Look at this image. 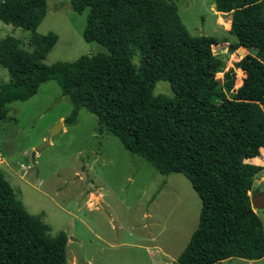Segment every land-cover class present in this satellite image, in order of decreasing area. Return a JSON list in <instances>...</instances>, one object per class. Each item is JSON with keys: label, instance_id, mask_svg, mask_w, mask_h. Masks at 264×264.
Returning a JSON list of instances; mask_svg holds the SVG:
<instances>
[{"label": "trees", "instance_id": "16d2710c", "mask_svg": "<svg viewBox=\"0 0 264 264\" xmlns=\"http://www.w3.org/2000/svg\"><path fill=\"white\" fill-rule=\"evenodd\" d=\"M69 4L77 13L88 8L82 36L106 52L46 64L57 39L53 32H35L46 1H0V20L32 32L31 51L12 35L0 38V65L10 76L0 83V120L8 103L27 100L41 83L55 80L73 105L66 124L85 108L100 129L159 173L189 179L201 208L178 264L263 258V223L250 203L263 169L253 161L264 149L263 61L246 53L224 71L226 59L213 52L208 38L163 37L134 17L137 0ZM214 8L231 13L235 48L264 56V0H214ZM237 69L245 75L235 86ZM158 80L170 83L171 96L152 94ZM67 240L66 232L52 235L40 215L26 210L0 168V264H68Z\"/></svg>", "mask_w": 264, "mask_h": 264}, {"label": "rangeland", "instance_id": "374dc122", "mask_svg": "<svg viewBox=\"0 0 264 264\" xmlns=\"http://www.w3.org/2000/svg\"><path fill=\"white\" fill-rule=\"evenodd\" d=\"M45 1L46 14L35 32H53L57 39L44 63L106 52L82 36L88 8L77 13L69 0ZM137 5L134 17L169 40L208 38L213 52L226 59L224 71L240 58L229 31L231 13L217 12L214 0H137ZM31 34L0 20V38L12 35L28 51ZM241 50L264 63L256 49ZM240 71L235 86L245 75ZM9 78L0 65V83ZM152 94L171 96L170 83L158 80ZM72 106L53 79L41 83L27 100L7 104L6 118L0 120V168L17 197L29 213L49 224L52 235L66 232L68 264H178L201 208L189 179L179 172L159 173L100 129L96 115L85 108L75 123L66 124ZM256 179L252 191H264V170ZM255 212L264 229V209ZM218 264H264V257H232Z\"/></svg>", "mask_w": 264, "mask_h": 264}, {"label": "water", "instance_id": "95a60500", "mask_svg": "<svg viewBox=\"0 0 264 264\" xmlns=\"http://www.w3.org/2000/svg\"><path fill=\"white\" fill-rule=\"evenodd\" d=\"M238 52L240 54V57H243L246 53L241 50V48L238 49ZM60 126H62V123H59ZM57 130H53L52 134L55 133ZM251 206L254 209H264V191H259L251 196L250 198Z\"/></svg>", "mask_w": 264, "mask_h": 264}, {"label": "crops", "instance_id": "0c3cea01", "mask_svg": "<svg viewBox=\"0 0 264 264\" xmlns=\"http://www.w3.org/2000/svg\"><path fill=\"white\" fill-rule=\"evenodd\" d=\"M242 49H243V48H242ZM239 71H240V70H239ZM261 151H262V149H261ZM261 153H262V152H261ZM253 161H254L255 163H258V164L262 165V166H263L262 171L264 170V163L261 162V157H260V156L254 158ZM260 173H261V172H260ZM255 180H257V179L255 178ZM255 180H254V183H255ZM254 183H253V187H254ZM254 210L256 211V209H254Z\"/></svg>", "mask_w": 264, "mask_h": 264}, {"label": "built area", "instance_id": "2783aa9c", "mask_svg": "<svg viewBox=\"0 0 264 264\" xmlns=\"http://www.w3.org/2000/svg\"><path fill=\"white\" fill-rule=\"evenodd\" d=\"M0 1H3V0H0Z\"/></svg>", "mask_w": 264, "mask_h": 264}]
</instances>
